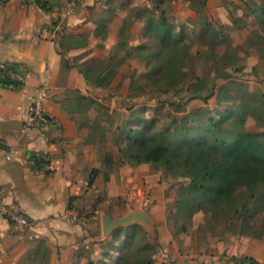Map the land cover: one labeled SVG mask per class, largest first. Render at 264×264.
<instances>
[{
	"label": "crops",
	"instance_id": "1",
	"mask_svg": "<svg viewBox=\"0 0 264 264\" xmlns=\"http://www.w3.org/2000/svg\"><path fill=\"white\" fill-rule=\"evenodd\" d=\"M45 1L52 8L50 12L41 9L35 0H0V64L18 63L25 77L17 86H5L0 81V188L3 202L17 203L31 220L27 230L19 231L0 216V264H31L33 248L39 242L49 250L46 264H96L111 239L103 233L102 217H113V213L103 206L115 203L119 197L134 200L133 206L127 204L122 210V216L141 209L144 201H155L149 212L150 223L167 241L166 199L160 193L164 187L158 186L159 173L148 171L147 164L114 169L109 159L111 129H103L101 140L83 121V112L69 108L75 92L99 100L96 97L100 91L87 81L73 60L82 63L94 57V47L105 46L109 54L121 41L127 21L128 44L139 45L148 32L149 17L142 12L153 4L149 0ZM238 3L243 4L241 0ZM225 5V0H179L174 9L167 6L172 12L166 16L171 23L193 25L201 6L208 22L225 21L229 13ZM158 6L161 11L165 7ZM153 17L159 19V12ZM58 19L66 33L88 37L86 47L67 53L66 59H71L68 69L51 27ZM122 65L109 88L121 83L129 87L131 77L121 75ZM2 77L4 74L0 80ZM41 85L49 89L45 110L57 119V124L24 131L26 109ZM10 150L14 155L8 161L4 156ZM30 150L48 153L49 167H32L25 158ZM93 170L98 174L89 186ZM163 240L160 244L165 246ZM245 255L264 264L263 251L260 255Z\"/></svg>",
	"mask_w": 264,
	"mask_h": 264
},
{
	"label": "rangeland",
	"instance_id": "2",
	"mask_svg": "<svg viewBox=\"0 0 264 264\" xmlns=\"http://www.w3.org/2000/svg\"><path fill=\"white\" fill-rule=\"evenodd\" d=\"M161 1L165 5L162 11L167 15L172 12L167 6L171 5L174 9L179 0ZM241 1L243 4H239L238 0H225L229 12L225 21L212 19L208 22L206 12L199 6L198 23H172L176 31L180 29L184 33L182 59L187 73V79L180 82L175 90L158 89L156 80L165 71L168 53L163 58H158L156 40L150 30L140 43L149 49L131 51L133 46L128 44L129 36L126 34V47L116 54L117 58L124 53L131 54L129 59L126 58L127 61L122 63L124 65L120 73L128 77L134 75L133 89H130V85L127 88L122 83L108 89H100L96 97L99 100L92 97L82 98L78 93H74L69 108L81 110L83 121L95 129L101 140L105 136L103 129H111L109 159L115 164L114 169L129 165L119 153V148L126 145V132L122 130L125 125H128L127 129H163L173 120L184 124L187 114L200 108L204 110L191 125H197L201 116L206 117L208 114L219 120L220 117H226L228 112L235 111L237 105H241L242 112L246 114L245 129L264 139V26L252 13L255 4L264 0ZM142 13L150 14L146 11ZM156 15L158 12L154 14ZM129 25L130 22H125L126 31ZM92 51L99 59L93 66L107 62L108 48L94 47ZM225 52H229L230 57L220 60V56ZM152 67L156 69L155 72H151ZM238 67L242 70H237ZM224 71L232 77H219V73ZM211 86L214 87L215 95L206 103L201 98L192 99L187 94L190 89L203 88L205 95ZM219 88H222L220 99L216 98ZM171 101L179 105L175 106ZM146 168L148 171L159 173L158 186L164 187L160 193L166 199L164 207L169 228L165 237L167 236L168 240L159 237L150 219L133 222L106 234L111 239L104 246L103 258L96 264H226L232 254L260 255L264 252V210L251 212L249 225L242 229L229 223L225 224L222 216L218 217V214L210 212L200 211L192 216L181 215L177 204L179 189L181 185L187 184L188 180L162 166L147 164ZM150 194L152 193L147 192V195ZM132 203V199L119 197L115 203L102 206L112 211L113 217L116 218L123 217L122 210L127 208V204L133 206ZM155 203L144 201L141 209L136 212H147L150 218L151 205ZM129 226L132 228H126ZM260 234V238H256ZM160 240L164 241L165 246L160 244ZM146 242H151L152 247L146 248ZM120 252L124 253L121 261L117 258ZM32 255L34 257L31 264H46L49 255L46 244L39 242L35 245Z\"/></svg>",
	"mask_w": 264,
	"mask_h": 264
},
{
	"label": "trees",
	"instance_id": "3",
	"mask_svg": "<svg viewBox=\"0 0 264 264\" xmlns=\"http://www.w3.org/2000/svg\"><path fill=\"white\" fill-rule=\"evenodd\" d=\"M35 2L46 12L52 10L45 0H35ZM149 2L153 6L145 10L150 12L147 15L149 17L147 30L148 32L152 30L156 40L158 58L161 59L168 53L165 71L156 80L158 89L160 91L175 90L180 82L187 79L182 59L184 33L180 29L176 31V27L163 11L159 13V19L153 17L160 11L158 4L163 5L161 0H149ZM155 2L156 6H154ZM252 13L264 26V1L256 3ZM59 22L58 19L51 23L52 30ZM55 32L59 52L63 58L65 57L64 66L68 69L71 66V59H66L67 53L70 49L86 47L88 37L83 33L68 34L63 25ZM100 33L103 38L106 37L104 30ZM125 41L124 26L122 39L110 51L106 58L107 62L93 66L94 62H99V59L94 56L82 63L73 60L74 65L79 67L91 84L100 89H108L118 74L119 67L126 58L131 56L130 53H124L123 56L116 57L117 52L126 47ZM145 48L149 49L139 44L133 46L131 51H143ZM229 54L225 52L220 56V60L230 57ZM17 67H19L18 63L6 64V66L0 64V76L4 74L0 80L3 85H19L6 74L9 69ZM155 70L152 67L151 72ZM237 70L240 71L242 68L238 67ZM219 77L229 79L232 75L224 71L219 73ZM134 83L135 78L132 75L130 89H133ZM188 92L192 99L198 97L204 103L215 95L213 86L207 89L205 95H203L205 92L203 88L190 89ZM221 94L222 88H219L216 98L220 99ZM170 103L179 105L175 101ZM202 110L204 109L200 108L189 112L184 124L173 120L163 129H127L128 125H125V129L122 130L126 132V145L119 148V153L131 166L141 164L162 166L173 174H181L188 180V183L181 185L179 189L177 202L179 214L192 216L200 211L210 212L218 214V217L222 216L225 224L229 223L242 229L249 225L248 219L251 212L264 210V139L245 129L246 114L242 112L241 105H237L235 111L228 112L226 117H220L219 120L208 114L206 117L201 116L200 123L197 125H191ZM97 174V170L92 171L89 186L93 184ZM126 228L131 229L132 226ZM260 236L261 234L256 238ZM151 244V242L144 243L146 248L152 247ZM117 258L120 261L123 260L124 253L120 252ZM228 260L234 264H261L254 257L247 255L231 256Z\"/></svg>",
	"mask_w": 264,
	"mask_h": 264
},
{
	"label": "built area",
	"instance_id": "4",
	"mask_svg": "<svg viewBox=\"0 0 264 264\" xmlns=\"http://www.w3.org/2000/svg\"><path fill=\"white\" fill-rule=\"evenodd\" d=\"M61 28L62 22L60 21L54 30H60ZM6 74L17 84H22L25 80L24 74L20 71L19 67L9 69ZM48 97V87L46 85H41L26 109V118L23 125L24 131L30 129H44L47 126L57 124V119L45 110V104ZM13 155V150L7 151L4 159L9 161L12 159ZM25 158L27 162L36 169L48 168L51 161L48 153L36 150L27 151L25 153ZM2 199L0 188V216L13 225L17 230H27L31 226L29 216L21 210L17 203H4Z\"/></svg>",
	"mask_w": 264,
	"mask_h": 264
},
{
	"label": "water",
	"instance_id": "5",
	"mask_svg": "<svg viewBox=\"0 0 264 264\" xmlns=\"http://www.w3.org/2000/svg\"><path fill=\"white\" fill-rule=\"evenodd\" d=\"M148 213L147 212H131L123 217L113 218L109 214H104L102 217V225H103V233L107 234L110 231L117 229L121 226H128L133 222H144L148 221Z\"/></svg>",
	"mask_w": 264,
	"mask_h": 264
}]
</instances>
